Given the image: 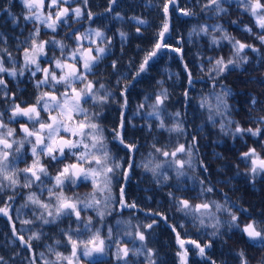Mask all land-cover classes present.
I'll list each match as a JSON object with an SVG mask.
<instances>
[{
  "label": "snow or ice",
  "instance_id": "snow-or-ice-1",
  "mask_svg": "<svg viewBox=\"0 0 264 264\" xmlns=\"http://www.w3.org/2000/svg\"><path fill=\"white\" fill-rule=\"evenodd\" d=\"M19 4V13L14 11L13 0L0 4V14L7 15L13 29L23 33L27 30L23 25L30 27L23 39L15 36L11 41L0 27V215L7 217L12 236L11 251L0 254V264H109L103 259L109 256L115 264H160L149 237L161 222L173 235L178 264H189L193 248L204 264H228L209 250L217 240L227 245L234 235L243 244L229 249L235 264H264V203L255 213L237 205L227 193L214 199L216 186L207 176L198 177L199 170L209 172L200 156V139L210 126L233 142L246 143L251 138L253 146L238 153L235 174L253 188L264 180V93H243V104L237 108L231 101L240 94L226 82L233 71L246 76L250 65L257 71L264 67V0H186L184 4L160 0L163 15L151 46L140 49L138 61L129 60L127 74L121 72V64L129 33L117 30L121 57L112 58V37L104 28L91 26L98 14L91 10L90 0H19ZM147 4L154 6L152 0ZM119 6L120 0H107L104 13L132 21L137 36H143L141 26L148 25V20L136 14L126 17ZM233 8L240 18L229 24L252 42L225 27L223 21ZM174 13L189 19L203 15L204 20L189 30V43L193 37L206 38L211 49L221 53L228 49L227 55L214 56L198 50L200 77L194 76L185 61L183 35L175 44L170 41ZM245 16L249 23L243 22ZM85 23L89 26L83 27ZM165 51L176 53L183 65L186 87L181 107L170 110L172 93L165 81L158 80L156 90L130 108L131 90ZM106 60L110 73L101 71ZM113 74L115 85L107 82ZM205 77L208 91L196 98L202 123L190 131L188 109L194 99L190 91L196 79ZM25 78L34 89L31 101L22 100L11 86L15 82L18 89ZM244 83L264 88V78ZM241 109L246 122L234 118ZM106 113H115L110 122ZM133 117L143 122L138 125ZM134 129L152 137L146 155L140 152L139 140L130 138L136 136ZM161 136L167 141L161 142ZM137 156L142 158L137 160ZM137 169L158 187L175 178L178 191L184 178L198 181L195 199L178 197L172 191L167 195L171 209L190 219L197 231L211 229L207 234L212 239L190 238L185 223L173 222L159 208L145 210L131 199L128 186ZM80 188L88 191L81 193ZM18 196L23 203L15 212L27 235L16 228L11 214ZM23 209H29L30 215ZM125 210L143 212L148 219L134 224L131 218L121 217L113 227L107 218L121 216ZM37 245L43 250L37 251ZM251 249L261 255H249Z\"/></svg>",
  "mask_w": 264,
  "mask_h": 264
},
{
  "label": "trees",
  "instance_id": "trees-1",
  "mask_svg": "<svg viewBox=\"0 0 264 264\" xmlns=\"http://www.w3.org/2000/svg\"><path fill=\"white\" fill-rule=\"evenodd\" d=\"M132 1L134 2L133 4L129 3V1L127 2V4L122 3V5L119 6L118 10L126 17L136 14L142 15L145 19L148 20V25L141 26L142 29H144L143 36L141 37L134 36L135 26L133 25L132 21L127 19H125L124 21L116 20L113 19L111 14L104 13V10L107 6V0H90L91 10L94 13L98 14L97 17H99L100 14L104 15L99 19H95L91 26L104 28L107 32V35L109 37H112V58L121 57L122 42L120 40L119 35L117 34V30L120 29L129 33L128 42L123 44L124 54L122 57L121 72L124 74H127L129 60H136V58L138 57V61L142 55L140 49L151 46V41L154 37L155 30L158 28L160 24V19L163 15L159 7L160 0H152L154 6H148L147 0H141L139 2L137 0ZM181 1L183 4L186 2V0ZM4 2L5 0H0V4H4ZM13 3L15 5L14 11L16 13H19L21 11V5L19 4V0H13ZM197 11H199L198 7ZM239 18L240 13L237 12L235 8H233L231 15L229 17H226L223 23L225 24V27H228L229 31H231L238 38L248 39L249 42H252L251 37H247V34L237 30L236 26H232L229 24L230 20H235ZM102 20L104 22H102ZM203 20V15H201L200 18L197 19H182L175 13L173 14L172 18L174 31L172 33L170 41L175 44L176 40L179 39L181 35H183L185 41V61L192 68L195 77H200L203 75L198 68L199 61L196 57V53L198 50L204 56L228 54L227 47L223 49L222 53L220 52V50L211 49L207 44L206 38L198 39L196 37H193V42H188V32L191 27L202 22ZM243 22L249 23V18L246 16L243 17ZM23 26L27 30L21 33L19 28H12L11 23L6 14H2L0 16V27H2L3 30L7 32L10 37V41L15 36H20V39H23L24 36L28 35L30 27L27 25ZM88 26L89 25H87L86 23L83 25V27ZM62 34L63 32L60 33V35ZM137 45H139V49ZM109 62L110 61L106 60L105 64L101 65V71H107L109 73L111 72V69L107 67V64ZM255 68V65H250L248 67V75L246 76H241L238 71H233L227 77L226 82L233 86V91L235 93L240 94L236 95L235 98L231 101L237 108H240V106L243 104V93H264V88L260 87L256 83H244L249 78H254L255 80H260L261 78H264V67H261L259 71L255 70ZM170 76L171 79H169ZM158 80L165 81V86L168 88L169 92L172 93L175 98L179 99L177 104L173 105L175 107L170 106V110L174 108L179 109L181 107L180 102L183 99L182 92L186 87L183 65L179 59L169 61L165 58H161L154 63V66L151 68L149 75L146 76L145 80L140 82L141 90L137 86H135V88L131 90L130 108H134L136 104L143 100L144 95L148 91L147 89L149 86L152 89L156 90V82ZM203 81H205V84H202L201 82L198 83L200 84V86L196 87V89L191 92L193 95L192 97L194 99L192 100V103L188 109V121L191 126L190 131H194L202 123V114L198 109L196 98L199 97L202 91H208L206 77L205 79H203ZM107 82L115 85V74L108 77ZM11 86L13 87V90L18 92V95L22 100L31 101L34 92V89L32 88L31 84L26 83L22 86L19 85V88L17 89L15 83L13 82ZM112 114L115 116V113H111V115ZM106 115L108 114L106 113ZM129 115H131V113H129ZM234 118L237 120H241L242 122H246V117L244 116L242 109L240 111V114L235 115ZM133 120L137 124L143 122L141 117H133ZM132 131L136 132V136L132 138L138 139L140 144L143 145V147H141L140 149L141 154L146 155L147 152L150 150L149 145L152 142V137L146 131H141L139 129H134ZM159 139L161 142L167 141L166 136H161L159 137ZM249 146H253V141L251 138H247L246 143L244 140L240 139H237L235 142H233L230 138L221 136L217 131L211 129L210 126H207L204 133L201 134L200 156L207 163L209 167V172L204 173L202 170H199L198 177L203 178L207 176L210 182L216 186L217 192L212 198L220 200L222 198L223 193H227L231 200L234 201L237 205L249 207L250 211L259 213L261 204L264 203V180H258L257 184L255 185V188H253L251 185L247 184L246 179L244 177L236 176L235 174V165L239 162L238 153L247 150V147ZM217 153H219L220 155H216ZM141 158V156H137V160H140ZM20 166L23 167L24 165L20 164ZM240 168L243 171L244 165L240 164ZM218 169L223 170L218 171ZM190 175L197 174L190 173ZM229 178H232L231 182H229ZM81 190H83L80 191L81 193L88 191L87 188H81ZM24 191L25 190H22V192ZM169 191L174 192V194L178 197L182 196L189 199H195L199 195V184L198 181H192L188 180L187 178H184L183 183L180 185V190L178 191L177 181L175 180V178H173L169 183L164 184L162 187H158L152 181L148 174L143 173L140 169H137L136 176L133 178L132 182L128 186L129 197L135 200L145 210L149 208H159L160 210L167 213L171 217L173 222L185 223L190 238H199L202 242H207V240L212 239L211 236L207 234L211 231V229H201L197 231L196 228L192 227L190 219L183 217L180 213H176L174 209H171V201L167 195ZM149 197H151V199H149ZM22 203L23 200L17 202V205L14 208L12 215L13 220L16 224V228L27 235L28 229L19 223V219H17V214L15 212V209L18 208ZM23 212L25 214L30 215L29 209H23ZM127 214L128 212L126 211L123 212L121 216L108 217L107 219L108 222L113 225V227H117L115 224V220L121 217L127 220L129 219L127 217ZM131 219L132 222L135 224L137 222L143 223L148 218L142 214H136L133 215ZM2 221L5 224L2 225V222L0 220V254H4L3 252L4 250H6V244L9 240L12 239V237L8 238L10 237V228L8 226L7 221ZM238 239V235H234L232 239L228 241L227 245H224L221 241L217 240L214 244L213 249L210 252L218 261L227 260L228 264H235V262L232 261L231 257L228 255V252L229 249L243 247V244L237 243ZM149 246L157 249L160 264H178L175 256L176 245L174 242L173 235L167 225L163 222L159 224L155 232L149 237ZM41 250H43L42 246L37 245V251ZM221 253H224V255H221ZM249 255L258 258L260 256V253L255 249H251L249 250ZM103 259L107 260L109 264H115V260L111 256L105 257ZM190 261V264H204V262L199 259H194Z\"/></svg>",
  "mask_w": 264,
  "mask_h": 264
},
{
  "label": "rangeland",
  "instance_id": "rangeland-1",
  "mask_svg": "<svg viewBox=\"0 0 264 264\" xmlns=\"http://www.w3.org/2000/svg\"><path fill=\"white\" fill-rule=\"evenodd\" d=\"M129 1V3H134L132 0H120V6L122 5V3H124V4H127V2ZM138 2L139 1H141V0H137ZM181 4H183L182 3V1H181ZM177 15V14H176ZM104 15L103 14H100V16L99 17H96V19H99L100 17H103ZM180 18H182V19H186V17H180ZM198 18H200V17H198ZM197 19V18H196ZM102 22H104L103 20H102ZM107 22V21H106ZM87 24V23H86ZM88 25V24H87ZM63 35V34H62ZM134 36L136 37L137 36V34L135 33V30H134ZM172 36V35H171ZM137 37H141V36H137ZM171 38V37H170ZM184 48H185V44H184ZM138 58V57H137ZM137 58H136V61H137ZM161 58H165L166 60L168 59L169 61H172V60H177V59H179L178 58V56H177V54L176 53H172V52H168V51H165V52H163V53H161L160 54V56H159V58L157 59V60H159V59H161ZM151 70V69H150ZM149 73H150V71H149ZM149 73L147 74V75H145V76H143L141 79H140V82L141 81H143V80H145L146 79V76H148L149 75ZM140 82L139 83H136V86L141 90V87H140ZM202 83V84H205V81H203L202 79H200V80H196L195 81V87L190 91V95L191 96H193L192 95V91L194 90V89H196V87H198V86H200V84H198V83ZM15 83V82H14ZM26 83H29V82H27V79L25 78V79H23V80H21L20 81V83H19V85L20 86H22V85H25ZM29 84H31V83H29ZM201 84V85H202ZM148 91L146 92V94L147 93H152L153 91H154V89H152L150 86L148 87V89H147ZM178 98H175L173 95H172V97H171V104H170V106H173V105H176L177 104V102H178ZM170 103V102H169ZM173 107H175V106H173ZM112 118H114V115L112 114V115H110V116H108V121L107 122H110L111 121V119ZM139 124V123H138ZM130 138H132V137H130ZM121 155H123V152H121L120 153ZM21 191V193H23L22 192V190H20ZM79 191H83V190H81V188L79 189ZM3 198H0V200H2ZM21 200H23L22 199V197L21 196H18L17 197V200H16V202L13 204V211H14V208L16 207V205H17V202H20ZM13 211H12V213H13ZM128 212V214H127V217L128 218H132L133 217V215H136V214H142V215H144V213L143 212H135V213H133L132 211H130V210H125L124 212ZM11 213V214H12ZM13 216V215H12ZM145 216V215H144ZM0 220H1V224L2 225H4L5 223L2 221V220H4L5 222L7 221V223H8V226H9V228H10V237H8V238H11L12 236H11V224L9 223V221H8V219H7V217H4V216H2V215H0ZM6 250H4V254H6L7 252H10L11 251V247H10V245L7 243L6 244ZM212 250V249H211ZM211 250H209V251H211ZM195 252H196V250L193 248L192 250H191V252H190V254H189V264L191 263V261L190 260H194V259H199V260H201L197 255H195ZM261 255V254H260ZM176 260H177V258H176ZM202 261V260H201Z\"/></svg>",
  "mask_w": 264,
  "mask_h": 264
},
{
  "label": "flooded vegetation",
  "instance_id": "flooded-vegetation-1",
  "mask_svg": "<svg viewBox=\"0 0 264 264\" xmlns=\"http://www.w3.org/2000/svg\"><path fill=\"white\" fill-rule=\"evenodd\" d=\"M2 14H0V16H1Z\"/></svg>",
  "mask_w": 264,
  "mask_h": 264
}]
</instances>
